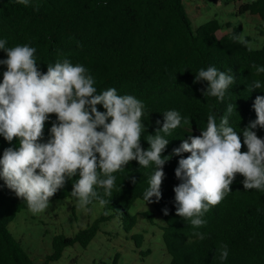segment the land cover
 Here are the masks:
<instances>
[{"label": "trees", "instance_id": "trees-1", "mask_svg": "<svg viewBox=\"0 0 264 264\" xmlns=\"http://www.w3.org/2000/svg\"><path fill=\"white\" fill-rule=\"evenodd\" d=\"M186 1L30 0L25 6L17 0H0V39H6L9 48L34 47V58L42 73H46L47 65L68 59L73 66L83 65L88 70L98 92L115 88L118 95H132L142 101L145 108L141 119L146 129L141 133V145L145 150L150 147L147 136L155 134V121L160 120L162 126L166 111H178L189 123L185 124L182 119L181 126L166 137L170 142L162 157L171 154L188 135H200L201 130L206 129L210 112L217 115L219 124L228 104L237 106L229 123L241 136L243 144L241 130L257 118L254 100L257 95L264 96V87L251 89L255 80L264 85V73L257 74L253 67L264 66V47L254 49L246 37L248 46L233 41L232 35H244V30L230 23L223 25L217 19L194 27ZM233 1L241 3L239 16H258L264 22V0ZM223 30L231 31L219 37L218 32ZM2 59H6V53L0 50ZM209 66L235 77L223 102L205 97L199 91L206 89L207 82L193 83L199 70ZM5 70L6 67L0 65V82ZM97 109L106 111L102 105H97ZM55 120L53 114L45 123L42 142L50 138L49 129ZM253 131L264 138V129L258 127ZM18 145V138L9 144L0 135V158L4 149ZM241 151H247L246 145ZM182 155L186 158L190 153ZM180 158L174 156L164 166L162 198L150 204L154 211L141 213L151 222L156 214L164 221L163 244L171 257L169 264H264V191L245 190L244 178L237 174L232 191L203 215L207 223L193 227L189 219L175 215L173 188L180 183L175 177ZM154 169V164L145 168L131 161L114 172L112 196L104 197L110 202L103 206L100 216L72 237L55 236L53 252L41 264L59 261L66 248L77 243L87 248L101 226L118 214H121L125 231L133 230L139 214L132 215L130 209L138 201H144L143 194ZM78 178L77 173L51 200L72 197V187ZM96 190L103 196L102 190ZM95 204L99 202L94 199L87 207ZM165 208L169 210L168 215H164ZM24 210H28L26 201L16 197L0 178V264H36L8 229ZM195 233L204 234L205 239L200 240ZM133 238L139 247L141 237ZM225 244L229 255L221 261L220 249Z\"/></svg>", "mask_w": 264, "mask_h": 264}, {"label": "clouds", "instance_id": "clouds-1", "mask_svg": "<svg viewBox=\"0 0 264 264\" xmlns=\"http://www.w3.org/2000/svg\"><path fill=\"white\" fill-rule=\"evenodd\" d=\"M17 2L28 6L30 0ZM232 39L248 46L243 34L234 33ZM6 44V39H0V50L6 53V59L0 60L6 67L0 82V135L9 144L18 138L19 145L4 149L0 178L16 197L26 201L32 214L48 209L51 198L77 173L79 178L71 191L77 207L86 208L94 199L102 207L107 205L110 201L104 197L112 196L116 180L112 174L131 161L145 168L155 165L143 199L147 204L158 203L164 166L174 156L181 157L175 169L180 183L173 188L175 215L189 219L193 227L207 223L203 215L232 191L237 174L244 178L245 190L264 191V138L253 131L264 129V96L257 95L254 100L257 118L241 130L243 144L229 123L237 106L228 104L219 124L217 115L210 112L200 135H188L171 154L162 157L170 142L166 137L181 126L182 119L188 124V118L176 110L163 113L162 126L160 120L155 121V134L147 136L150 147L145 150L141 145V133L146 129L141 119L145 108L142 101L132 95H118L115 88L98 92L88 70L83 65L73 66L68 59L47 65L46 73H42L34 47L9 48ZM253 67L257 74L264 73V66ZM201 82H207L206 89H199L205 97L223 102L235 77L209 66L195 75L193 83ZM262 87L259 80L251 85L252 90ZM97 105L106 111H99ZM53 114L56 120L51 122L50 138L42 142L45 123ZM245 145L247 151L242 152ZM183 153L190 155L184 158ZM96 189L102 190L103 196ZM163 212L169 214L167 208ZM195 235L205 239L204 234ZM228 255V246L222 245L219 259L224 261Z\"/></svg>", "mask_w": 264, "mask_h": 264}, {"label": "rangeland", "instance_id": "rangeland-1", "mask_svg": "<svg viewBox=\"0 0 264 264\" xmlns=\"http://www.w3.org/2000/svg\"><path fill=\"white\" fill-rule=\"evenodd\" d=\"M186 4L194 27L217 19L223 25L230 23L240 26L254 49L264 47V22L258 16H239L241 3L233 0H187ZM230 31H220L218 36ZM102 209L99 204L91 208H79L74 197L52 199L50 207L43 213L34 215L29 210L20 212L8 229L33 261L41 264L52 254L55 236H74L94 222ZM148 211H154V208L147 202L138 201L130 209L132 215L139 214L138 224L133 230L125 231L121 214H118L101 226L87 248L77 243L66 248L59 261L50 264H169L171 257L163 244L165 223L157 214L152 222L141 215ZM136 235L141 237L139 247L133 238Z\"/></svg>", "mask_w": 264, "mask_h": 264}]
</instances>
